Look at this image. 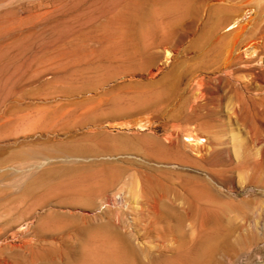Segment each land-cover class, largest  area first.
<instances>
[{
	"label": "rangeland",
	"instance_id": "374dc122",
	"mask_svg": "<svg viewBox=\"0 0 264 264\" xmlns=\"http://www.w3.org/2000/svg\"><path fill=\"white\" fill-rule=\"evenodd\" d=\"M90 1L0 0V264L118 245L144 264H264V0H207L222 9L162 41L154 0H122L102 37L74 20ZM198 203L223 220L203 230Z\"/></svg>",
	"mask_w": 264,
	"mask_h": 264
},
{
	"label": "bare ground",
	"instance_id": "6f19581e",
	"mask_svg": "<svg viewBox=\"0 0 264 264\" xmlns=\"http://www.w3.org/2000/svg\"><path fill=\"white\" fill-rule=\"evenodd\" d=\"M121 1L122 0H93L92 2L90 1L91 3L89 4V6L86 9L80 10L81 9L80 8V9L77 10V12L75 13L74 20L79 21V23L81 25L86 26V27H99L98 29H100V31H102V32L100 34H96V37H102L103 34L106 31H111V30L114 31V30H117V28L105 30V25L102 24L101 18L108 11H111V10H114L115 8H117V6L119 5V3ZM144 1L145 0H137V3L142 4ZM154 2H155V6H154V9H153V11L155 12L154 25L150 29H148V28L146 29L145 28L146 29L145 32L147 34L149 33L156 40L159 39L160 41H162L165 37H167V36H169V35H171L173 33V30L175 29L174 28V23L175 22L177 23V22L183 21L185 19H189L188 22L186 21L187 23H185V24L186 25H191L193 23V20L192 19H194L193 16L196 15V14H198L197 11H198L200 5L201 4L203 5L204 3H207V0H154ZM222 7H223L222 4H219V3H207V8H208V10H209V12H210V14H211L212 17L215 16L222 9ZM139 8H141V6ZM130 17H128V15L127 16H122V17L119 16V15H116L111 20V23H113V22L116 23L118 21L119 22H122V23H124V24L127 25V30L128 31H131V32L134 31L135 32L136 25H137V21L135 19H133V18H130ZM181 25H183V24H181ZM71 29H72V24L71 23L70 24H65V26H63V28H62V31L59 32V34L57 36H54L53 37V40H52L53 45L56 43V40H59L65 34H68L69 31H71ZM177 34H180L179 31L177 32ZM175 36H176V34H175ZM100 41L101 40H99L98 42H100ZM103 41H104V39H103ZM88 42H90V41H88ZM50 45L52 46L51 43L48 44V46H50ZM144 45H145L144 47L149 48V47H152L153 46V42H148V43H146ZM31 153L32 154H30V157H32V159L33 158H36V156H39V152L36 151V150L32 151ZM213 160L214 161H217L218 160V153H215L214 154ZM28 162H31V161H28ZM214 171H216L217 173L220 172V170L218 171L217 169H215ZM197 182L198 183L195 186L197 188L194 187L196 189V191L193 192V193H194V197H196V198H199L200 197L201 198L204 195H203V193L199 192V188H200V190H201V188H203V191H204V188L207 189L211 185L208 184V182L207 181H204V180L197 181ZM155 204H156L155 207H158V210H159L158 203H155ZM199 204L200 203H198V206H199ZM199 208L201 209V211H202V213L204 215L202 217V219H201V222L199 221L202 224V227L204 228L203 230H205V227L208 226L207 223H209L208 221H209L211 215H214L213 217L217 221H222L223 218H224V214L222 212H219V211L213 212V211H211L210 208H209V205H205V204L204 205H200ZM201 211L199 213H201ZM199 222H198V225H199ZM215 237L216 236H214L212 233H211V235L209 233V235L206 236V238L204 239V242L207 241V240L213 241ZM99 251L101 253H99ZM99 251L96 250V249H94L92 251V255L94 256V258H97V259H98V257H97V255H98L99 258H100V261H97L96 259H93L94 261H89V262H91L90 264H144L143 261L140 259V256H139L142 251L139 250V249H137L136 247L132 249V252H133L132 255L129 252H126L125 253V252L121 251L119 245L116 246V247H113V246L112 247L105 246L104 248L99 249Z\"/></svg>",
	"mask_w": 264,
	"mask_h": 264
}]
</instances>
